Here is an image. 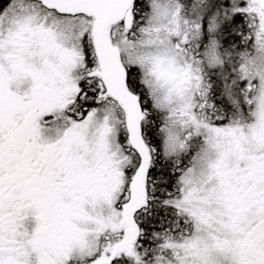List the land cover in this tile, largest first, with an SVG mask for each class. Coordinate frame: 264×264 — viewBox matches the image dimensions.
<instances>
[{"label":"snow or ice","instance_id":"snow-or-ice-1","mask_svg":"<svg viewBox=\"0 0 264 264\" xmlns=\"http://www.w3.org/2000/svg\"><path fill=\"white\" fill-rule=\"evenodd\" d=\"M0 264H264V0H0Z\"/></svg>","mask_w":264,"mask_h":264}]
</instances>
